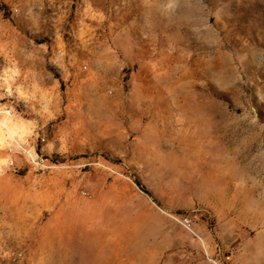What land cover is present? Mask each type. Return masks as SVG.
Returning <instances> with one entry per match:
<instances>
[{
	"label": "rangeland",
	"instance_id": "obj_1",
	"mask_svg": "<svg viewBox=\"0 0 264 264\" xmlns=\"http://www.w3.org/2000/svg\"><path fill=\"white\" fill-rule=\"evenodd\" d=\"M0 264H264V0H0Z\"/></svg>",
	"mask_w": 264,
	"mask_h": 264
},
{
	"label": "built area",
	"instance_id": "obj_2",
	"mask_svg": "<svg viewBox=\"0 0 264 264\" xmlns=\"http://www.w3.org/2000/svg\"><path fill=\"white\" fill-rule=\"evenodd\" d=\"M187 223H190V222H187Z\"/></svg>",
	"mask_w": 264,
	"mask_h": 264
}]
</instances>
